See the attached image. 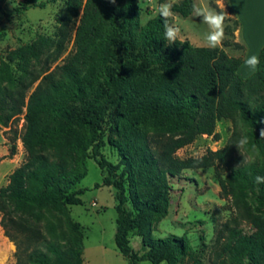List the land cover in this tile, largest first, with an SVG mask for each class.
<instances>
[{"label": "trees", "instance_id": "1", "mask_svg": "<svg viewBox=\"0 0 264 264\" xmlns=\"http://www.w3.org/2000/svg\"><path fill=\"white\" fill-rule=\"evenodd\" d=\"M192 3L178 0L173 11L187 18ZM77 18L74 52L66 62L46 74L27 97L26 89L0 96L2 127L13 123L25 108L20 137L25 160L0 188V212L4 213L5 207H12L13 214L31 207L66 212L67 206L80 203L77 196L82 190H75V186L86 176L85 161L92 159L106 173L100 186L116 191L114 243L120 254L128 264H171L188 250L186 238L169 235L145 239L143 232L150 219L163 216L169 207L167 177L178 175L188 166L167 162L142 145L134 146L132 160L121 155V165H114L101 155L105 146L101 124L106 117L136 119L152 126L165 124L175 133L179 149L199 135H210L222 109L228 118L242 120L249 138L247 147L264 154V138H260L264 129V47L258 53V69L243 79L237 74L241 58L229 56L221 48L194 46L188 40L167 44L158 15L140 24L137 0H66L61 28ZM64 34L61 32L56 42L57 57L64 48ZM25 49L34 53L33 46ZM21 52H12L7 62H0V75L11 76L10 64L21 58ZM57 140L66 142L68 154L77 157V170L56 162L51 150ZM210 159L206 166L215 167L220 196L236 213L233 222L261 213L264 184H255L254 177L264 176V161L246 164L237 158L232 146L210 153ZM137 173L143 198L135 187ZM226 231L229 240H235L230 264L264 260V239L234 226ZM132 234L143 237L141 255L130 247ZM15 244V264L83 261L80 246L41 239L23 255Z\"/></svg>", "mask_w": 264, "mask_h": 264}, {"label": "rangeland", "instance_id": "2", "mask_svg": "<svg viewBox=\"0 0 264 264\" xmlns=\"http://www.w3.org/2000/svg\"><path fill=\"white\" fill-rule=\"evenodd\" d=\"M205 2L216 8V0ZM42 3L44 7L40 6ZM65 3L66 0H0V62H7L10 53L22 50L21 58L10 64L11 76L0 75V96L15 89H26L27 97L46 74L55 72L73 54V38L79 18L65 29L61 28ZM158 3V0H137L141 9L140 24L157 15L155 5ZM223 3L228 16L224 40L218 48L244 62L249 55L238 34L239 24L225 0ZM216 10L220 11L219 8ZM176 23L181 28V40L187 39L194 46L207 47L203 38L208 29L202 24V18L176 15ZM63 31L64 48L57 57L56 42ZM26 46H33L34 53L28 52ZM253 73L243 63L237 72L243 79ZM24 112L25 108L8 127L0 126V188L7 184L11 172L25 160L20 141ZM101 129L105 141L101 155L114 165H121V155L131 159L134 146L142 145L156 151L167 162L188 166L178 175L167 177L169 207L163 216L150 219L143 232L145 239H161L169 235L186 238L188 250L171 264H230L229 253L235 246V240H229L226 229L233 226L264 239V207H261V213L234 223L236 213L231 204L220 196L215 167L206 166L211 160L210 153L227 146H232L237 158L246 164L264 161V154L259 151L247 147L240 150L241 154L235 145L242 134L246 135V128L238 117L228 118L220 109L210 135H199L192 143L179 149L175 145V133H171L165 124L152 126L136 119L118 121L106 117ZM52 145L56 162L72 170L78 169V159L68 154L66 142L57 140ZM13 146L14 154L11 155ZM85 168L86 176L75 186V190H82V194L77 196L80 203L67 206L66 212L36 207L14 214L12 207H5L4 213L0 212V264L16 263L15 243L26 255L41 239L60 245L80 246L82 264H128L114 243L116 191L113 187L100 186L106 173L94 160L87 159ZM135 179L136 191L143 198L138 173ZM127 208L131 209V205L127 204ZM143 237L138 234L129 237L130 247L139 255L143 253ZM258 264H264V260H259Z\"/></svg>", "mask_w": 264, "mask_h": 264}, {"label": "clouds", "instance_id": "3", "mask_svg": "<svg viewBox=\"0 0 264 264\" xmlns=\"http://www.w3.org/2000/svg\"><path fill=\"white\" fill-rule=\"evenodd\" d=\"M111 2L115 3V0H111ZM174 4L175 0H163V2L155 5V12L163 21V39L169 45L174 44L177 41L183 43L180 39L181 28L176 23V13L173 11ZM216 8H219L220 11H217ZM216 8L206 3L205 0H193L191 6V16L193 18H202V24L207 25L208 31L203 39L205 45L210 49H216L222 45L225 35V20L228 16L224 11L225 4L223 3V0H216ZM244 65L251 72H255L260 65L259 56L255 54L248 56L244 60ZM260 138H264V129H261L260 131ZM235 145L239 151L246 149L249 145V138L247 135L242 134ZM249 162H252V158H249ZM254 183L257 185L264 184V176L256 175L254 177ZM145 264H150V262L145 261Z\"/></svg>", "mask_w": 264, "mask_h": 264}, {"label": "crops", "instance_id": "4", "mask_svg": "<svg viewBox=\"0 0 264 264\" xmlns=\"http://www.w3.org/2000/svg\"><path fill=\"white\" fill-rule=\"evenodd\" d=\"M225 1L239 24L238 34L247 47L248 55L258 56L260 49L264 47V0Z\"/></svg>", "mask_w": 264, "mask_h": 264}]
</instances>
